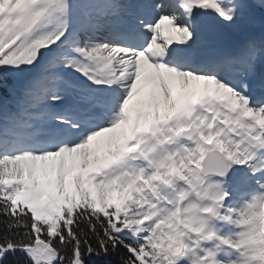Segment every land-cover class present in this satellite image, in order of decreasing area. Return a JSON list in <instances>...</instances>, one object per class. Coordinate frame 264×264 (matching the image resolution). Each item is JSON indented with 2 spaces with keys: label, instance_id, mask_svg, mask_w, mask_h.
I'll use <instances>...</instances> for the list:
<instances>
[{
  "label": "snow or ice",
  "instance_id": "obj_1",
  "mask_svg": "<svg viewBox=\"0 0 264 264\" xmlns=\"http://www.w3.org/2000/svg\"><path fill=\"white\" fill-rule=\"evenodd\" d=\"M0 264H264V0H0Z\"/></svg>",
  "mask_w": 264,
  "mask_h": 264
}]
</instances>
